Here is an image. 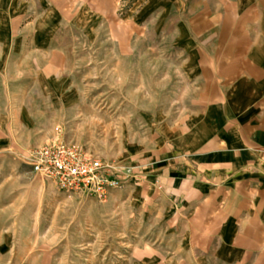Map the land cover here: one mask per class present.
I'll use <instances>...</instances> for the list:
<instances>
[{
    "label": "crops",
    "instance_id": "1",
    "mask_svg": "<svg viewBox=\"0 0 264 264\" xmlns=\"http://www.w3.org/2000/svg\"><path fill=\"white\" fill-rule=\"evenodd\" d=\"M117 1L0 0V264H51L33 228L45 186L26 162L34 103L72 96L54 34L83 16L113 23ZM151 19L157 34L169 23L170 65L194 100L129 149L134 181L111 192L162 232L134 264H264V0H147L139 28Z\"/></svg>",
    "mask_w": 264,
    "mask_h": 264
},
{
    "label": "rangeland",
    "instance_id": "2",
    "mask_svg": "<svg viewBox=\"0 0 264 264\" xmlns=\"http://www.w3.org/2000/svg\"><path fill=\"white\" fill-rule=\"evenodd\" d=\"M146 2L118 0L113 23L83 16L54 34L68 60L65 90L72 96L66 103L52 93L35 100L28 152L61 135L133 175L125 158L129 149L152 146L155 134L166 135L192 106L191 87L179 67L170 65L177 53L169 46V23L162 34L152 19L139 28L137 16ZM33 174L34 184L45 186L41 210L35 209L41 222L33 227L35 244L46 246L51 264H134L135 249L153 245L162 233L152 216L121 193L101 202L61 191ZM34 196L36 203L39 195Z\"/></svg>",
    "mask_w": 264,
    "mask_h": 264
},
{
    "label": "built area",
    "instance_id": "3",
    "mask_svg": "<svg viewBox=\"0 0 264 264\" xmlns=\"http://www.w3.org/2000/svg\"><path fill=\"white\" fill-rule=\"evenodd\" d=\"M27 164L41 179L59 190L105 202L111 192L133 183L131 170L104 162L91 151L67 142L61 135L28 152Z\"/></svg>",
    "mask_w": 264,
    "mask_h": 264
}]
</instances>
